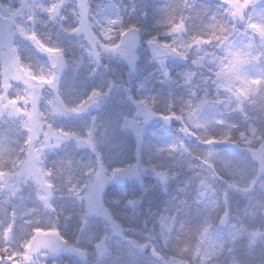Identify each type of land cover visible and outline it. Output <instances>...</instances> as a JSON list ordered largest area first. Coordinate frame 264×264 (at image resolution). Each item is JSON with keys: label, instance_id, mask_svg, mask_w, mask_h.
<instances>
[{"label": "snow or ice", "instance_id": "obj_1", "mask_svg": "<svg viewBox=\"0 0 264 264\" xmlns=\"http://www.w3.org/2000/svg\"><path fill=\"white\" fill-rule=\"evenodd\" d=\"M129 5L97 12L92 0L0 3V264H60L63 256L73 257L74 264H140L146 254L153 264H221L224 257L247 264L236 257L264 252V0H217L215 9L201 0H163L155 33L146 39L138 22H127L126 16L147 14L134 0ZM38 25L75 37L80 54L69 58ZM21 42L46 57V64L26 63ZM142 45L160 82L182 84L186 98L161 107L157 97L134 98L112 80L64 97L60 84L66 70L86 63L92 76L104 58L115 57L131 75ZM169 60L190 67L173 76ZM113 90H122L133 105L131 114L118 116L113 131L134 135L137 160L109 168L98 150L105 133L97 136L95 116L80 130L57 121L99 109ZM153 120L161 122V129L145 144ZM173 125L178 135L158 143L160 131ZM193 139L202 151L185 143ZM66 145L86 149L94 159L81 163L66 155L49 166V154ZM225 145L243 155L223 150ZM142 147L149 152L146 164ZM178 169L190 173L179 189L184 194L190 189V200L174 198L170 208L155 215L142 240L129 238L132 229L118 224L105 207L106 185L142 184L150 175L166 188ZM234 197L240 198L235 211ZM59 200L68 201L72 210L66 213ZM139 203L127 199L124 206L135 211ZM194 208L202 222H192ZM74 217L77 228L69 239L60 224ZM97 221L102 233L95 231Z\"/></svg>", "mask_w": 264, "mask_h": 264}, {"label": "rangeland", "instance_id": "obj_2", "mask_svg": "<svg viewBox=\"0 0 264 264\" xmlns=\"http://www.w3.org/2000/svg\"><path fill=\"white\" fill-rule=\"evenodd\" d=\"M11 2L12 0H0V3ZM134 2L137 8L147 15L140 16L134 14L131 17L126 16V21L131 23L138 22V26L141 27L144 33L143 38L146 39L149 35L155 33L154 25L163 0H134ZM201 2L207 4L210 9H215L217 4V0H201ZM112 5L119 6L122 11L125 7L130 6L129 0H92V8L97 12L104 10L110 11ZM125 15L127 14L125 13ZM67 24L68 21L65 22V26ZM37 30L44 36H51L53 41L61 44L67 50L66 55L69 58H75L80 54L81 50L78 47L76 38L65 36L58 31L56 26L45 27L38 25ZM19 46L26 63L37 68L46 64V57L36 52L30 45L21 42ZM137 55L136 71L131 75H129L128 65L115 57L104 58L102 60V66L92 76L89 75L90 66H87L86 63L75 71L71 69L66 70L62 74L60 84L64 97L70 99L81 93L86 94L92 88L100 86L107 80H112L129 88L130 94L134 98L137 94L155 96L160 101L161 107H164L168 102L179 103L182 98L187 97V91L182 84L160 82L157 66L151 61V53L146 49L145 45H142L137 50ZM167 63L169 71L173 76H176L177 73L187 71L190 67L189 64L178 60H169ZM0 71H2V67H0ZM133 110V105L128 101L126 94L122 90H113L112 94L102 103L99 109H93L91 112L85 113L80 117L60 119L57 121V124L65 128L80 130L90 124L92 117L95 116L98 125H100L97 136L99 137L100 133H105L103 141L98 145V150L103 155L106 166L109 168L126 166L135 163L137 160L135 137L129 132L113 131V126L118 116L131 114ZM233 119L239 120L238 117H233ZM105 129H107L106 132ZM160 129V121L153 120L149 122L144 135L145 144L152 139V133ZM159 134L161 140L158 143H163L176 137L178 132L176 126L173 125L171 127H164ZM185 143L195 152L202 151L204 148L203 145L194 139L186 140ZM221 148L225 151L234 152L237 155H243L239 149H236L232 145L221 146ZM66 155H72L81 163H86L90 159H94V156L88 150L75 149L73 151L72 145H66L64 148L57 150V152L49 154L48 165L52 166L56 161L64 158ZM148 156L149 152L146 148L142 147L141 163L146 164ZM178 171L180 174L174 180L170 181L166 188H161L150 175H145L142 178V184L135 180H127L118 186L106 185L103 197L105 207H108L113 212L118 220V224L121 223L123 227L132 229V231L127 233L129 238L142 240L148 229L153 227L155 215H158L165 208H170L175 202L174 198L183 197L190 200L192 195L190 189L187 194L179 192V189L184 187V181L190 173L182 169H178ZM127 199H138L140 201L135 211L124 206ZM116 200H119L120 203H114ZM239 200V197L233 198V211H235ZM57 203L66 213L72 210V206L68 201L59 200ZM2 215V210H0V217ZM191 219L194 224L202 222L200 213L195 208L193 209ZM60 228L69 239H72L77 228L75 217L67 222L61 220ZM95 231L102 233L103 224L101 222L97 221ZM166 250L162 249L164 253ZM58 259L60 260V264H74L73 257L63 256ZM236 259H245L247 264H264V252L257 250L252 257L237 256ZM153 262L154 258L150 254H146L141 259L140 264H153ZM221 264H232V259L230 257H224L222 258Z\"/></svg>", "mask_w": 264, "mask_h": 264}, {"label": "water", "instance_id": "obj_3", "mask_svg": "<svg viewBox=\"0 0 264 264\" xmlns=\"http://www.w3.org/2000/svg\"><path fill=\"white\" fill-rule=\"evenodd\" d=\"M122 182H120V183H109V184H116V185H119V184H121Z\"/></svg>", "mask_w": 264, "mask_h": 264}, {"label": "trees", "instance_id": "obj_4", "mask_svg": "<svg viewBox=\"0 0 264 264\" xmlns=\"http://www.w3.org/2000/svg\"><path fill=\"white\" fill-rule=\"evenodd\" d=\"M165 254H167V250L165 251Z\"/></svg>", "mask_w": 264, "mask_h": 264}]
</instances>
